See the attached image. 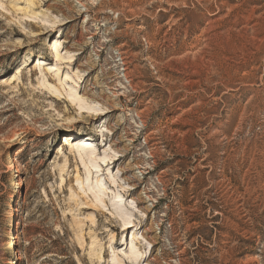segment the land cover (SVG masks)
<instances>
[{
	"label": "rangeland",
	"instance_id": "rangeland-1",
	"mask_svg": "<svg viewBox=\"0 0 264 264\" xmlns=\"http://www.w3.org/2000/svg\"><path fill=\"white\" fill-rule=\"evenodd\" d=\"M0 264H264V0H0Z\"/></svg>",
	"mask_w": 264,
	"mask_h": 264
},
{
	"label": "bare ground",
	"instance_id": "bare-ground-1",
	"mask_svg": "<svg viewBox=\"0 0 264 264\" xmlns=\"http://www.w3.org/2000/svg\"><path fill=\"white\" fill-rule=\"evenodd\" d=\"M49 45H51V46H49L48 49H50L52 52H54L53 57L56 60H62L63 58L60 56V53L58 52V49L61 47L60 42L54 41ZM42 65H44L43 59H38L36 66L39 67V69L41 70ZM41 74L43 75V78H45L44 71H41ZM68 79H69V77L66 76L65 81H67ZM48 84L49 83H46L42 86H46L57 97L59 95L62 96V94H58L59 92H58L57 87H55V86L52 87L50 84H49L50 86ZM67 99H69L72 103L77 102L81 111L85 110V111H88V113H93L95 115H97L96 113L99 111V110H96L95 107H91V106H88L87 104H85L82 101V98L80 99L79 96H75V95L67 93ZM70 146H71L72 152H77V155L80 158L81 163L87 169L88 174L92 173L91 170H88L89 167L95 169L96 170L95 173H99V172H101V163H103V164L110 163L111 157L109 155L105 154L103 157H100L97 155L96 150L94 148H92L93 147L92 140H84V142H82V144H80V145H72L71 144ZM87 181H90V180L87 179ZM115 183L116 182L114 181V184ZM92 186L93 185L89 186V191H91L94 195V201H95L94 206L97 208H101L102 205H104V208L106 210L110 211V209H107L106 208L107 206L105 205L106 204L105 197L107 196L106 194L108 193V189L105 187L104 184H100V180L96 181V186H94V187H92ZM117 198H121V196L118 195ZM121 201H122V199H119L112 206L115 208L114 210L116 212H118V211L120 212L119 218H121V220L123 222V227H126L124 231H127L128 229L135 228L136 225H134V222L132 220V216L130 215V213H127V212L123 213L122 212L123 207L118 206L121 203ZM110 214L115 215V213H113V212H110ZM91 219H92L91 220L92 222L97 220L95 214L91 215ZM133 239H134V236H133ZM7 247H8V249H11L12 247H14V244L11 243V244L7 245ZM138 253H139V251L136 250V244L133 241L132 245H131V254L137 255ZM129 259H132V258H129Z\"/></svg>",
	"mask_w": 264,
	"mask_h": 264
}]
</instances>
